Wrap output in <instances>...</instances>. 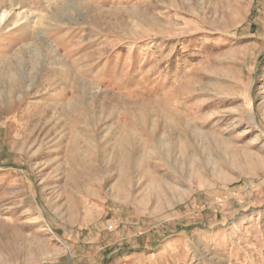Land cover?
Returning <instances> with one entry per match:
<instances>
[{
    "label": "rangeland",
    "instance_id": "1",
    "mask_svg": "<svg viewBox=\"0 0 264 264\" xmlns=\"http://www.w3.org/2000/svg\"><path fill=\"white\" fill-rule=\"evenodd\" d=\"M0 264H264V0H0Z\"/></svg>",
    "mask_w": 264,
    "mask_h": 264
}]
</instances>
